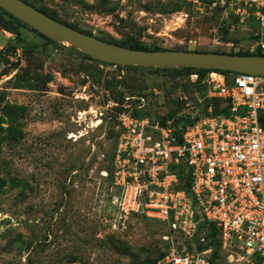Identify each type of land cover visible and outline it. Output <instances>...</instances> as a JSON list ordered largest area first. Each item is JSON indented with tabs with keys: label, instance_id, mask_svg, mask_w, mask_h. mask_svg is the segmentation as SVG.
Wrapping results in <instances>:
<instances>
[{
	"label": "rangeland",
	"instance_id": "1",
	"mask_svg": "<svg viewBox=\"0 0 264 264\" xmlns=\"http://www.w3.org/2000/svg\"><path fill=\"white\" fill-rule=\"evenodd\" d=\"M22 1L128 48L248 56L255 45V27L218 0ZM190 75L110 71L0 9V264H163L159 225L134 222L129 234L107 225L102 173L120 115L143 111L159 122L191 109Z\"/></svg>",
	"mask_w": 264,
	"mask_h": 264
},
{
	"label": "built area",
	"instance_id": "2",
	"mask_svg": "<svg viewBox=\"0 0 264 264\" xmlns=\"http://www.w3.org/2000/svg\"><path fill=\"white\" fill-rule=\"evenodd\" d=\"M218 1L255 27L251 53H263L264 0ZM201 84L198 103L163 124L120 115L105 221L120 234L159 225L165 264H264V76L209 71Z\"/></svg>",
	"mask_w": 264,
	"mask_h": 264
},
{
	"label": "water",
	"instance_id": "3",
	"mask_svg": "<svg viewBox=\"0 0 264 264\" xmlns=\"http://www.w3.org/2000/svg\"><path fill=\"white\" fill-rule=\"evenodd\" d=\"M0 9L58 44H67L90 59L120 67L192 69L264 76V56L182 51H139L114 45L50 18L22 0H0Z\"/></svg>",
	"mask_w": 264,
	"mask_h": 264
},
{
	"label": "trees",
	"instance_id": "4",
	"mask_svg": "<svg viewBox=\"0 0 264 264\" xmlns=\"http://www.w3.org/2000/svg\"><path fill=\"white\" fill-rule=\"evenodd\" d=\"M2 10V9H1ZM3 11V10H2ZM5 14L11 19V21H17V22H20L19 20H17L16 18H14L13 16H11V15H9V14H7L6 12H5ZM47 15V14H46ZM50 18H52L50 15H48ZM52 19H54V18H52ZM54 20H56V19H54ZM57 21V20H56ZM69 27H71V28H73V29H75V30H77L76 28H74V27H72V26H69ZM37 32V31H36ZM10 33H12V34H16V32L14 31V29H12L11 28V30H10ZM38 33V32H37ZM41 35V34H40ZM91 36V35H90ZM44 37V36H43ZM47 39V38H46ZM110 44H112V43H110ZM114 45H118V44H114ZM119 46H121V47H125V48H128L126 45H124V44H120ZM129 49H134V50H139V51H152V50H148L147 48H144V47H141V46H137V47H130ZM154 51H161L160 49H157V50H154ZM11 53H16V51H15V49H13L12 51H11ZM259 53V54H258ZM258 53H255V54H249L248 56H251V55H258V56H264V54H262L261 52H258ZM89 58V57H88ZM90 59V58H89ZM94 61V60H93ZM106 67H108L109 65H107V64H104ZM121 69H123L122 67H119V70H121ZM184 70H187V71H190L191 72V75H193V74H198L199 75V82H198V84L196 85V86H194V88H195V90H197L199 93H203L204 91H205V88L202 86V84H201V82H202V80H203V78L205 77V75L209 72V71H205V70H192V69H184ZM190 75V76H191ZM207 103V106L211 103L210 101H208V102H206ZM213 103H215V105L216 106H218L219 105V102H215V101H213ZM139 106H137V108H138ZM127 112V111H126ZM218 112V110H216V113ZM180 113H182V112H180ZM180 113H178V114H180ZM177 114V115H178ZM133 115H134V117H136L137 119H144V118H146V117H150V118H152V119H154L152 116H151V114H149V113H145V112H143V111H139V112H137L136 113V111L134 112V110H133ZM177 115H175V116H177ZM154 120H156V119H154ZM167 120H161V121H159L161 124H163V123H165ZM114 152H115V150H114ZM113 158H114V153H113V156H112V158H111V162L113 163ZM112 163H111V165H110V167L109 168H107V170L105 171V172H107L108 173V178H109V180H110V184L112 183V181H113V176H114V168H113V165H112ZM218 234H219V232H218V230H217V228L215 227V225H211L210 227H209V234H208V241L210 242V245L211 246H213V247H215V248H219L220 247V242L217 240V236H218ZM198 242V241H197ZM164 244V243H163ZM165 248H166V250H168L169 249V246H168V244H165ZM201 248H203V247H201ZM167 251L165 252V255H164V260H163V264H165V258L167 257Z\"/></svg>",
	"mask_w": 264,
	"mask_h": 264
}]
</instances>
